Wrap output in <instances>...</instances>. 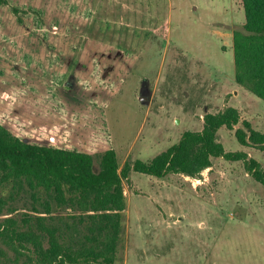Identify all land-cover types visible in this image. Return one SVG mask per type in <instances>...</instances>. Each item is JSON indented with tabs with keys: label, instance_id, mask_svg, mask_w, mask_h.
<instances>
[{
	"label": "rangeland",
	"instance_id": "rangeland-1",
	"mask_svg": "<svg viewBox=\"0 0 264 264\" xmlns=\"http://www.w3.org/2000/svg\"><path fill=\"white\" fill-rule=\"evenodd\" d=\"M244 21L242 0H0V111L53 122L39 104L58 102L83 141L101 114L123 165L232 106L240 122L216 140L264 169V149L234 134L241 120L264 132V100L235 79L233 30ZM11 185L0 222L46 215L42 196ZM122 186L115 264H264V184L242 160L212 157L195 176L131 170ZM20 251L0 239V264H27Z\"/></svg>",
	"mask_w": 264,
	"mask_h": 264
},
{
	"label": "trees",
	"instance_id": "trees-1",
	"mask_svg": "<svg viewBox=\"0 0 264 264\" xmlns=\"http://www.w3.org/2000/svg\"><path fill=\"white\" fill-rule=\"evenodd\" d=\"M242 5L244 24L233 30L235 79L264 100V0H242ZM39 106L53 122L35 123L13 109L0 111V209L6 203L7 185L12 183L11 189L18 190L26 183L33 198L43 197L46 213L26 214L23 227L11 217L0 222V239L18 252L26 251L27 264H115L126 205L122 180L131 170L156 177L171 172L195 176L211 164L212 157L221 156L242 160L264 184L258 160L241 150L226 151L216 140L220 127L233 129L240 122L235 107L206 113L201 130L184 131L153 158L121 165L101 114L90 122L91 133L83 141L73 132L62 104ZM234 134L240 144L264 149V132L248 120H241ZM53 203L73 212L53 215Z\"/></svg>",
	"mask_w": 264,
	"mask_h": 264
}]
</instances>
